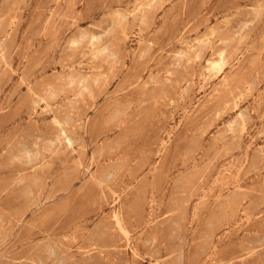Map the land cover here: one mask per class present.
I'll use <instances>...</instances> for the list:
<instances>
[{"label": "rangeland", "instance_id": "1", "mask_svg": "<svg viewBox=\"0 0 264 264\" xmlns=\"http://www.w3.org/2000/svg\"><path fill=\"white\" fill-rule=\"evenodd\" d=\"M0 264H264V0H0Z\"/></svg>", "mask_w": 264, "mask_h": 264}, {"label": "bare ground", "instance_id": "2", "mask_svg": "<svg viewBox=\"0 0 264 264\" xmlns=\"http://www.w3.org/2000/svg\"><path fill=\"white\" fill-rule=\"evenodd\" d=\"M95 38L96 37L93 38V42H92L93 44L95 42ZM219 55H220L219 56L220 58L217 60L209 59V65H210L209 69L220 71L225 66V64L227 62V60H226L227 54H226L225 49L220 50ZM64 139H66L69 144L71 143V139L66 134H64ZM115 217L117 218V222L120 225V229H122L128 235L129 231L125 228L124 223H123L122 219L120 218V216L118 214H116Z\"/></svg>", "mask_w": 264, "mask_h": 264}]
</instances>
